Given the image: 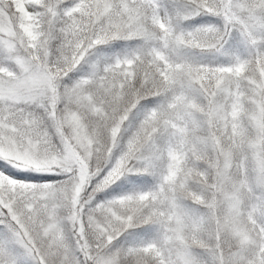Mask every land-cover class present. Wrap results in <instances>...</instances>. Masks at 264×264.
<instances>
[{
    "label": "snow or ice",
    "instance_id": "snow-or-ice-1",
    "mask_svg": "<svg viewBox=\"0 0 264 264\" xmlns=\"http://www.w3.org/2000/svg\"><path fill=\"white\" fill-rule=\"evenodd\" d=\"M0 264H264V0H0Z\"/></svg>",
    "mask_w": 264,
    "mask_h": 264
}]
</instances>
